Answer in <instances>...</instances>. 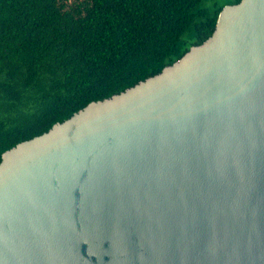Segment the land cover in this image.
I'll list each match as a JSON object with an SVG mask.
<instances>
[{"label": "water", "instance_id": "1", "mask_svg": "<svg viewBox=\"0 0 264 264\" xmlns=\"http://www.w3.org/2000/svg\"><path fill=\"white\" fill-rule=\"evenodd\" d=\"M0 264H264V0L3 151Z\"/></svg>", "mask_w": 264, "mask_h": 264}, {"label": "trees", "instance_id": "2", "mask_svg": "<svg viewBox=\"0 0 264 264\" xmlns=\"http://www.w3.org/2000/svg\"><path fill=\"white\" fill-rule=\"evenodd\" d=\"M203 1L0 0V155L204 41Z\"/></svg>", "mask_w": 264, "mask_h": 264}, {"label": "rangeland", "instance_id": "3", "mask_svg": "<svg viewBox=\"0 0 264 264\" xmlns=\"http://www.w3.org/2000/svg\"><path fill=\"white\" fill-rule=\"evenodd\" d=\"M69 1H71V0H69ZM212 1H214V0H204L202 4H203L204 6H210L211 3H212ZM216 1H217L218 3H220V4L225 5L227 0H216Z\"/></svg>", "mask_w": 264, "mask_h": 264}]
</instances>
